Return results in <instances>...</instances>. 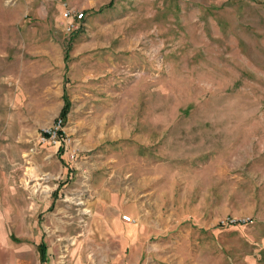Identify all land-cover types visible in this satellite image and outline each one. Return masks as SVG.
I'll return each mask as SVG.
<instances>
[{
  "label": "rangeland",
  "instance_id": "374dc122",
  "mask_svg": "<svg viewBox=\"0 0 264 264\" xmlns=\"http://www.w3.org/2000/svg\"><path fill=\"white\" fill-rule=\"evenodd\" d=\"M111 203L136 264H264V0H0V222L63 252Z\"/></svg>",
  "mask_w": 264,
  "mask_h": 264
},
{
  "label": "crops",
  "instance_id": "0c3cea01",
  "mask_svg": "<svg viewBox=\"0 0 264 264\" xmlns=\"http://www.w3.org/2000/svg\"><path fill=\"white\" fill-rule=\"evenodd\" d=\"M111 200L115 203L113 195ZM111 205L113 213H108L110 214L108 218H103L102 212H99L98 215L93 216L88 226L81 229L79 242L78 239L72 241L73 235L70 233L72 228H65L67 241L65 240L63 252L62 246L58 247L55 244L56 246L50 250L45 246L43 261L39 240L16 239L10 235L8 225L0 222V264H90V262L91 264H136L138 254L141 255L143 243L147 239L146 230L136 223L137 208L135 205L119 207L133 219L132 222H127L122 220L114 204ZM86 235L96 236L98 241H89ZM90 246L96 247L95 254L101 253L100 257L89 254ZM58 251L61 254H57Z\"/></svg>",
  "mask_w": 264,
  "mask_h": 264
},
{
  "label": "built area",
  "instance_id": "2783aa9c",
  "mask_svg": "<svg viewBox=\"0 0 264 264\" xmlns=\"http://www.w3.org/2000/svg\"><path fill=\"white\" fill-rule=\"evenodd\" d=\"M66 15L71 16L72 19L68 23V29H75L78 27V25L75 23V21H80L84 14L82 11H74V10H67ZM63 125H64V118L58 117L53 122V125L42 133V139L43 140H52L53 142L59 141L63 136ZM122 220L127 222H132L133 219L126 214L122 215Z\"/></svg>",
  "mask_w": 264,
  "mask_h": 264
},
{
  "label": "trees",
  "instance_id": "16d2710c",
  "mask_svg": "<svg viewBox=\"0 0 264 264\" xmlns=\"http://www.w3.org/2000/svg\"><path fill=\"white\" fill-rule=\"evenodd\" d=\"M64 100H65V98H64ZM65 105H67V102ZM40 253H41V257H42V261H43L45 259L44 258L45 257V245L43 243H40Z\"/></svg>",
  "mask_w": 264,
  "mask_h": 264
}]
</instances>
